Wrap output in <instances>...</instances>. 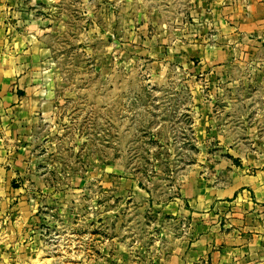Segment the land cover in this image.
Instances as JSON below:
<instances>
[{
  "label": "rangeland",
  "instance_id": "374dc122",
  "mask_svg": "<svg viewBox=\"0 0 264 264\" xmlns=\"http://www.w3.org/2000/svg\"><path fill=\"white\" fill-rule=\"evenodd\" d=\"M264 0H0V264H264Z\"/></svg>",
  "mask_w": 264,
  "mask_h": 264
},
{
  "label": "crops",
  "instance_id": "0c3cea01",
  "mask_svg": "<svg viewBox=\"0 0 264 264\" xmlns=\"http://www.w3.org/2000/svg\"><path fill=\"white\" fill-rule=\"evenodd\" d=\"M247 187L252 191L251 199L258 203H264V173H258L257 176L247 179ZM264 210H259V213Z\"/></svg>",
  "mask_w": 264,
  "mask_h": 264
}]
</instances>
